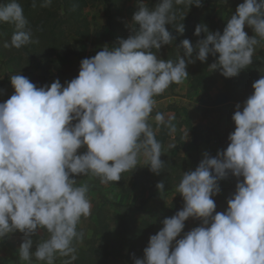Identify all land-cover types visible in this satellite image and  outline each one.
<instances>
[{
	"label": "clouds",
	"instance_id": "1",
	"mask_svg": "<svg viewBox=\"0 0 264 264\" xmlns=\"http://www.w3.org/2000/svg\"><path fill=\"white\" fill-rule=\"evenodd\" d=\"M51 3L42 0L40 6ZM137 5L131 34L82 59L78 76L65 85L56 79L38 87L22 74L10 76L14 93L0 102V241L22 233L18 255L27 264L77 259L76 244L84 235L79 225L91 216L92 203L88 184L77 185L75 177L116 183L141 158L151 172H162L164 153L156 132L164 126L171 134L175 126L171 116L152 115L154 97L183 83L188 64L207 63L211 55L215 61L208 70L233 78L252 65L264 41V0H243L222 33L199 24L194 35L204 37L195 46L184 39L176 59L165 60L159 50L176 40L168 26L181 35L185 31L183 22L176 23L177 6L200 7L202 0H157L154 7L137 0ZM4 23L15 28L5 48L36 42L18 0L0 3ZM252 88L235 105L227 147L214 157L205 152L195 170L183 172L176 186L182 210L163 219L143 257L133 254L134 264H264V75ZM229 177L236 178L235 191L218 212L213 197L222 192L220 181ZM156 187L160 193L165 189L163 182ZM190 219L199 226L185 232ZM41 232L32 251V237Z\"/></svg>",
	"mask_w": 264,
	"mask_h": 264
},
{
	"label": "trees",
	"instance_id": "2",
	"mask_svg": "<svg viewBox=\"0 0 264 264\" xmlns=\"http://www.w3.org/2000/svg\"><path fill=\"white\" fill-rule=\"evenodd\" d=\"M116 1V0H112ZM217 4L224 8L226 13L225 19L222 21L214 20L210 13L203 11L198 13L194 9H188L185 6H177L179 11L177 12L176 23H184L185 31L181 35L172 29L169 25L168 28L176 36L175 44L166 45V51L164 53V59H176L178 53V47L181 41L184 39H190L196 37L201 39L204 37V33H201L200 37L194 35L195 28L199 24H206L209 30L215 32H223L226 27L227 20L230 18L233 12L231 6L225 5V0H204ZM7 0H4L6 3ZM24 10V15L28 20V27L33 32V40L36 41L21 49L5 48L4 43L10 42L11 36L15 30L14 25L7 24L0 35V46L2 53L7 59V63L10 66H14L17 72L27 76L28 73L33 70L39 72H46L49 69L48 58L60 56L67 61L70 60L72 55L77 52L76 45L73 44L71 36L75 35L82 39L81 21L85 20L81 17V13L78 10L88 5V0H52V3L48 7H41L42 0H35L36 6L33 7L34 0H18ZM150 7H154L157 0H146ZM243 3V0H240ZM138 10V6H129L127 8L126 16H122L119 22L115 19L118 17L115 13H108V22L111 27L117 28L111 41L115 44L119 38H127L131 34L127 27V20L133 18V14ZM181 16H185L184 21L180 19ZM124 24L126 26H121ZM254 32H251V36ZM155 51V50H154ZM180 55L183 56V49L179 48ZM214 57L211 55L208 58L207 63L196 61L194 65L188 64L187 71L190 80V89L202 90L208 85L209 80L216 81V78L208 70V66L212 64ZM194 66V68H193ZM59 70H63L62 65H57ZM264 75V52L254 54L253 63L247 69L242 70L241 73L233 78L225 79L224 87L218 93L213 95H207L204 99V104L212 107L220 108V117L215 125V134L219 142V150L225 149L229 143L228 136L234 131L235 124H227V120L232 118L235 111V105L237 103H243L248 96L252 94L254 89L252 88L253 82L258 80ZM28 79L35 85L40 83L41 74L38 73L34 76L28 77ZM177 84H172L171 87H176ZM163 97L162 95H159ZM178 112V109H174ZM186 111V109H184ZM151 123V121H150ZM156 128L155 123H151ZM184 124L191 133L192 141L195 145L199 146L204 143L210 142L208 137L198 130L197 126L193 124L189 114L185 113ZM172 135L169 129L161 126L156 132V139L161 143H165L166 140ZM179 147L185 150V142L181 137H177ZM81 152L86 149H81ZM187 152V151H186ZM191 157V154L188 153ZM162 161L165 165L162 168V172L157 175L150 171L148 168H142L137 166L133 173V181L131 183V189L145 193L149 192L150 195L154 194H166L171 192L177 185L178 180L181 178V173L186 168L185 158L174 157L169 154H162ZM159 182H163L165 189L163 192L157 189L156 185ZM126 185V172L122 174V178L118 182L109 183V187H117L123 189ZM236 181L230 178L220 181L222 190H228L230 193L235 191ZM118 212V218L115 221V226L111 228L109 223H106L105 215L99 214V233L98 237L95 235L88 241L86 247L76 245L77 259L72 261V264H105L109 256H118L124 249L128 251L127 257L129 260L133 259V254L137 258L143 257V250L148 245L151 235L156 234L162 227V221L150 222L142 219L139 221L138 217L124 211L126 206L123 203H114ZM40 236H33V250L36 249V244ZM4 249V246L0 242V251ZM70 257H58L55 262L59 264H66Z\"/></svg>",
	"mask_w": 264,
	"mask_h": 264
},
{
	"label": "rangeland",
	"instance_id": "3",
	"mask_svg": "<svg viewBox=\"0 0 264 264\" xmlns=\"http://www.w3.org/2000/svg\"><path fill=\"white\" fill-rule=\"evenodd\" d=\"M0 3H4V0H0ZM224 3L227 6H231L233 12H235L237 6L240 4V0H225ZM133 5L138 6L137 0H88V5L78 10V13H81V17L85 19L80 23L82 39L75 35L71 36L73 44L77 47L76 54L72 55L68 61L60 56L48 58L49 69L46 72L33 70L25 77L28 78L40 73L41 80L40 83L37 84L38 87L44 85L50 86L56 79H59L61 84L65 85L66 81H71L78 76L82 59L95 56L105 45L109 47L114 45L111 38L118 30L113 26L111 27L109 24L108 13H115L118 16L115 21L119 22L122 16H126L127 8ZM190 8L196 10L198 13L207 11L216 21H222L226 16L222 6L205 2L204 0H202V6L196 7L193 5ZM121 26L124 27L126 25L121 24ZM131 26L132 20L128 19V31H130ZM5 27L6 23L0 24V35ZM245 31L251 36L253 30L246 26ZM189 40L195 46L199 39L192 37ZM165 51L166 47L163 46L158 53L163 59ZM260 52H264V41L256 47L254 54ZM194 57L195 54L193 58ZM214 61L215 58L213 59V62ZM7 62L8 61L3 55L0 46V90H4L3 94H0V102H4L14 93V89L10 82V76L21 74L20 72H17L14 66H10ZM57 65H62L63 70H59ZM211 73L216 78V81L213 82V80H209L207 87L202 90L190 89V80L187 78L183 83L174 88L170 86L163 94H161L163 97H154L155 107L152 115L154 116L156 112H160L165 115L166 119L171 116L173 117L172 124L175 126V132L172 133L165 143L161 144L162 152L178 158L184 157L186 168L183 172L195 170L203 159V154L205 152H208L214 157L219 150V142L215 134V125L220 117V108L204 104V99L207 95L214 96L222 90L225 79L219 70ZM174 109H178V112ZM184 109H186V111H184ZM185 113L190 115L193 124L197 126L198 130L201 131L205 137L210 139V142L199 146L194 144L191 133L184 124ZM151 123H155L154 120H152ZM227 124L234 125L232 118L227 120ZM153 129L155 130L156 128L153 126ZM178 136L184 140L185 150H182L179 147L177 140ZM170 145H174V147L169 148ZM188 153L191 154V157L188 156ZM137 166L148 168L143 162V158H141ZM134 170L135 169L126 172V185L123 189L109 187L108 184H102L100 180L95 177H75L77 185L84 183L88 184V196L92 203L91 216L87 219H82V222L79 225V229L84 233L83 239L76 245L86 247L90 239L95 235H97L96 238L98 237L100 228L99 214L101 213L105 215V222L109 223L111 228L115 226L118 212L115 205H113L114 203H123L126 205L123 210L135 214L139 221L142 219L150 222L163 221L164 218L171 217L175 215L177 211L182 210L184 201L182 196L177 194L176 187L165 195H150L149 192L141 193L131 189ZM183 172L181 173V177ZM229 178L236 181L235 177ZM180 179L177 181L178 183L180 182ZM231 194L232 193L228 190H222L219 196L213 197L218 212H222L227 208V199ZM199 223V221L192 219L188 220L186 222L185 232L199 226ZM41 233L44 235L43 232ZM23 240V234L17 231L6 237L3 241H0L4 246V249L0 251V264H27V262L19 260L18 255V250ZM32 251L35 250L32 248ZM127 254L128 251L124 249V251L118 256H109L105 264H134L133 259L129 260ZM36 264H42V262H36ZM55 264L59 263L55 262Z\"/></svg>",
	"mask_w": 264,
	"mask_h": 264
}]
</instances>
